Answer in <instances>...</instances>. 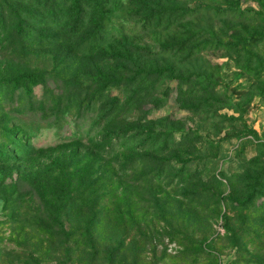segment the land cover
<instances>
[{"label": "rangeland", "instance_id": "374dc122", "mask_svg": "<svg viewBox=\"0 0 264 264\" xmlns=\"http://www.w3.org/2000/svg\"><path fill=\"white\" fill-rule=\"evenodd\" d=\"M35 1L0 0V152L11 159L0 164V264H246L247 251L263 261L258 240L247 251L227 240L229 203L219 213L187 182L199 170L224 180L264 168V0H96L106 16L91 42L78 38L81 54L66 41L74 18L56 29L62 0ZM149 9L161 12L151 18ZM185 26L203 34L188 43L193 52L164 50L189 38ZM111 32L121 35L102 37ZM109 55L145 72L152 101L165 99L150 128L166 133V152L163 138L152 158L132 149L126 159L102 125L101 87L128 77ZM23 73L43 82L9 85Z\"/></svg>", "mask_w": 264, "mask_h": 264}, {"label": "trees", "instance_id": "16d2710c", "mask_svg": "<svg viewBox=\"0 0 264 264\" xmlns=\"http://www.w3.org/2000/svg\"><path fill=\"white\" fill-rule=\"evenodd\" d=\"M37 1L38 0L35 1L36 4L39 2ZM58 4H56L55 7H61L62 12H60L61 18L58 20L56 29L63 30V24L65 23V20L68 17L74 18L73 26L71 28L67 26V28H69V36L66 37V41L71 42L74 39V54H76L77 52L81 54L82 52L80 50L82 49L80 48V46L82 44L80 43V41L78 42V38L79 40L83 39L82 42H91V40H93V34H97V32L102 27V25L98 23V17L104 18L106 16L105 10L103 11L104 7L96 0H62L61 5L57 6ZM69 5H71V9L67 10V7ZM160 12L161 11L157 9H154L153 11H150L149 9V12H146V14L151 18H157ZM39 25H42V23H39ZM88 27L92 29V31L90 32L91 36L86 32V29ZM17 30H19V35L20 37H22L24 34L23 26L20 25ZM40 35L43 36V34ZM120 35L121 33L111 32L107 35L103 34L102 37L111 38V40H113V37ZM82 36H86L89 38L86 40ZM182 36H184V38L186 36H189V38L184 42H179L178 44L174 43L172 46H165L163 49H171L172 51L182 52V49L185 48L189 49V52L192 53L193 43H188L193 42L195 39L203 38V34L201 32H196L194 34L190 31V29L187 31L186 26L182 29ZM53 41L57 43L58 41H61V38L54 39ZM33 44L36 45L35 42L31 43V45ZM208 44H206V46ZM247 46L250 47L248 43ZM99 48H101V46L97 48V51ZM24 49L29 53L31 52L27 47H25ZM94 49L95 48L85 50L84 54L95 53L96 51ZM244 51H246V48L244 49ZM109 58H111V61L122 60L121 65L124 66L122 70L128 77L114 79L112 80L113 82H111L109 85L106 84L105 86L101 87L98 98H100V94L104 92L107 93V95L105 96H107V98L109 99V103L107 105V109L109 110L106 111L101 117L102 125L105 124L107 126V129L110 131L109 135L111 133H115L117 135L118 138L117 140H115V144L119 145V149L122 152L121 156L126 159H134L129 153L132 149L137 153L143 152L144 154H148L146 156L144 155L145 158H147L148 156L152 158V156L158 153L155 151V147L160 141L163 140V138L166 139L161 143V146H163L161 147V151L166 152L167 148L172 147V144L169 143L170 139L167 138L166 133L162 131H154L150 128L152 127L150 124L152 123V108H155L156 106L164 107L165 99L157 100V102L152 101L155 96L154 92H156V90L153 89L150 92L148 88H144L143 82L146 81V78H144L145 72L137 71L136 67L131 68L127 63L126 58L124 59L123 57H121V59H119V57L117 58L113 56H110ZM114 70L115 68H112L111 66L108 71L113 72ZM163 72L165 71L157 69V71H154L152 75H156L157 79H159L161 78ZM96 73L98 74L99 71H96ZM187 80L191 81V77H188ZM42 82L43 80L39 75L32 73H23L17 78L9 80L8 83L10 86H18L21 84L36 86ZM155 82L156 81H154V83ZM139 85H141V88L137 87ZM131 88L134 89L132 90ZM193 88L195 87H189V90H192ZM113 89L123 90L125 98L118 95L113 96ZM198 92L188 91L184 93V96H189L190 94L197 95ZM205 102L207 104L206 99H204L201 104L203 105L205 104ZM121 105H123L124 107L123 112L120 110ZM108 124H110V126ZM252 134L257 137L256 131L253 130ZM260 145L264 148V144L261 143ZM117 157L119 158V156ZM10 161L11 159L5 153L0 152V164H6ZM160 161L164 162L166 160L161 159ZM181 174H185L184 171L182 172V169L179 170L176 176ZM204 174V170H199L198 174H194L193 176L190 175V179L187 182L190 183V195H196L199 199L205 200L206 205L214 204L213 206L216 211L220 210L222 202L229 203V206H227V208L225 207L224 209L223 207V217L225 221L224 228L226 233L229 234L227 240L233 247H237L238 250H246L247 244L253 242V240L256 239L259 242V244H257V249L261 251L257 252L264 253V244L261 245V243L264 241V223L261 224V222L257 220V214H260L261 217L264 218V168L255 177H250V175L247 174L240 177L236 175H230L229 177L222 180L219 175L212 174L207 179H202ZM193 177H196V179H192ZM199 177L201 178V181H199L200 187L199 190L195 191L198 186L194 185L195 183L191 182H198L197 180L199 179ZM227 186L229 187L228 193H225L224 190ZM246 191L249 192L247 193V195ZM224 193L227 196H222ZM243 193H245V196L240 199V196H242ZM258 200L259 202L257 203ZM221 210L219 211V213L221 212ZM229 212H231L233 215L231 216ZM94 223L95 219L92 217L86 224V230H91ZM233 225L236 227L233 228ZM209 232V230H206L204 233V237L208 234L210 236ZM209 236L201 240L202 249L204 247L205 250L208 249L207 251L212 249V246L206 243ZM251 255L252 254L247 251L246 259L243 258V261H246V264H264V257H262L263 261L259 263L258 255ZM211 258H214V256L212 255Z\"/></svg>", "mask_w": 264, "mask_h": 264}]
</instances>
